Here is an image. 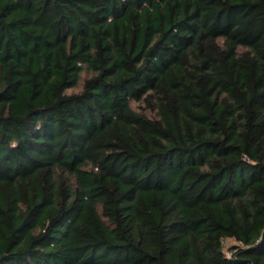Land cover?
Here are the masks:
<instances>
[{
	"label": "trees",
	"instance_id": "1",
	"mask_svg": "<svg viewBox=\"0 0 264 264\" xmlns=\"http://www.w3.org/2000/svg\"><path fill=\"white\" fill-rule=\"evenodd\" d=\"M0 264H264V0H0Z\"/></svg>",
	"mask_w": 264,
	"mask_h": 264
},
{
	"label": "rangeland",
	"instance_id": "2",
	"mask_svg": "<svg viewBox=\"0 0 264 264\" xmlns=\"http://www.w3.org/2000/svg\"><path fill=\"white\" fill-rule=\"evenodd\" d=\"M85 77H86V75H84L83 80L85 79ZM134 107H135V109H138L139 111H142L141 107H139L138 104H134ZM226 244H227V246H229V245H233L234 243L232 241H227Z\"/></svg>",
	"mask_w": 264,
	"mask_h": 264
}]
</instances>
